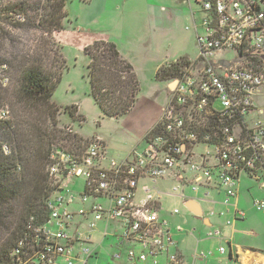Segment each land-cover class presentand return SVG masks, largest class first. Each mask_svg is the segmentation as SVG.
<instances>
[{"label":"built area","instance_id":"2783aa9c","mask_svg":"<svg viewBox=\"0 0 264 264\" xmlns=\"http://www.w3.org/2000/svg\"><path fill=\"white\" fill-rule=\"evenodd\" d=\"M193 2L202 15L194 27L198 56L168 82V102L143 137L144 149H132L120 162L107 160L97 138L81 156H53L49 175L57 190L46 203L49 220L28 226L13 264H94L109 237L116 241L109 245L111 262L184 264L172 251L167 222L158 216L164 194L159 184L165 181L169 195L181 198L185 189L196 199L222 191V215L235 208L242 174L264 181V121L258 117L264 104H255L264 98V61L256 55L264 54V0ZM225 52L236 57L215 65ZM254 56L261 63L248 61ZM1 77L6 85L8 78ZM80 178L84 187L76 199L70 184ZM254 207L264 213V201ZM235 213L244 216L236 208ZM218 251L225 253L224 247ZM193 258L202 261L205 255Z\"/></svg>","mask_w":264,"mask_h":264},{"label":"trees","instance_id":"16d2710c","mask_svg":"<svg viewBox=\"0 0 264 264\" xmlns=\"http://www.w3.org/2000/svg\"><path fill=\"white\" fill-rule=\"evenodd\" d=\"M66 4L67 0L0 4V264H13L12 253L28 226L49 220L46 203L57 190L49 175L52 157L81 156L85 151L82 138L71 135L70 128H57L62 113L83 121L77 107L59 108L51 102L64 61L61 46L47 37L64 30ZM83 52L90 94L101 114L109 118L128 114L139 93L132 66L110 42H94ZM42 53L45 58L39 57ZM248 61L261 63L256 56ZM189 62L180 58L159 67L155 80L172 81ZM1 76L8 78L6 85Z\"/></svg>","mask_w":264,"mask_h":264},{"label":"rangeland","instance_id":"374dc122","mask_svg":"<svg viewBox=\"0 0 264 264\" xmlns=\"http://www.w3.org/2000/svg\"><path fill=\"white\" fill-rule=\"evenodd\" d=\"M183 2L184 0H67L68 16L63 23L64 30L59 34L64 68L51 102L59 108L78 106V114L83 117V121L72 120L62 113L58 129H65L64 126L70 128L71 135L76 134L82 138L85 145L91 139L99 138L105 145L107 160L120 162L132 149L135 148L138 152L144 149V144L138 142L140 136L156 114L158 106L165 107L167 104V83L157 82L148 70V65L152 66L153 62L160 60L174 63L180 58L193 61L198 56L191 14H194L197 24H200L202 15L193 0L189 5L187 2L182 4ZM3 3L7 4L8 0H3ZM152 9L157 11L154 18ZM70 32L76 34L70 37ZM202 33L199 30V34ZM34 35L39 37L38 33ZM47 38L53 43L57 41V34L53 33ZM97 41L117 44L135 64L139 93L133 108L125 116H103L91 97L86 76L88 59L83 50L84 46ZM88 43L90 44L86 45ZM39 57L45 58V53ZM223 57L232 60L236 55L225 52ZM255 104L258 108L261 107L264 98L255 99ZM258 117L264 119V114ZM197 150L201 151L200 148ZM164 183L165 181L161 182V185L166 187ZM83 187V179L71 181L70 189L76 199L83 192ZM161 205L162 215L172 219L169 213L179 202L177 198H164ZM177 223L186 231L193 226L183 225L181 220ZM49 226L52 227V224ZM112 229L109 228V233ZM115 243L114 237H109L103 244L100 260L94 264H118L111 262L108 255L111 252L109 245ZM137 251L138 248H135V252Z\"/></svg>","mask_w":264,"mask_h":264},{"label":"crops","instance_id":"0c3cea01","mask_svg":"<svg viewBox=\"0 0 264 264\" xmlns=\"http://www.w3.org/2000/svg\"><path fill=\"white\" fill-rule=\"evenodd\" d=\"M184 2H187L188 5L190 3L187 0H184ZM156 12L152 9L153 18ZM191 19L194 29L195 25H198L194 14H191ZM59 34H57L56 40L60 42H58L60 45L61 37L59 39ZM69 34L72 37L76 33L70 32ZM115 46L120 56L132 66L134 73L137 72L134 62L125 54V50L119 48L117 44ZM227 61L229 60L223 57L215 65L224 66L227 65ZM145 64L147 65V63ZM167 64L171 63H166V60L153 62L152 66H150L151 64L148 65V70L155 77L159 67ZM171 89V84L167 83V94ZM167 94L166 99L168 100ZM163 108L164 106H158L156 114L140 136L139 143L158 121ZM262 120L264 121V119ZM163 185H166V187L159 184V188L164 192L161 201L164 198H177L179 205L169 213L172 219H167L162 215L163 208L160 201L158 216L167 222L175 245L172 251L177 253L184 264H264V213L257 211L254 207L256 201H264V181L250 177L247 174L240 176L236 189L235 208L237 211L243 212L244 216L242 218H239L233 207H230L227 213L221 215L225 211V207L221 202L224 196L222 191L213 190L208 198L196 199L189 189H185L186 198H181L169 195V185ZM203 191V189L198 190L197 195L199 198H201ZM170 220H172V223ZM180 220L183 221V225L192 224L193 226L189 231H186L180 226V223H177ZM228 222L229 224H227ZM216 230L220 232L218 237L213 236ZM219 247H224V254L219 253ZM195 253H203L205 259L194 261L193 256Z\"/></svg>","mask_w":264,"mask_h":264},{"label":"water","instance_id":"95a60500","mask_svg":"<svg viewBox=\"0 0 264 264\" xmlns=\"http://www.w3.org/2000/svg\"><path fill=\"white\" fill-rule=\"evenodd\" d=\"M260 59L264 60V54H256ZM241 59L237 60L238 62L240 61Z\"/></svg>","mask_w":264,"mask_h":264}]
</instances>
